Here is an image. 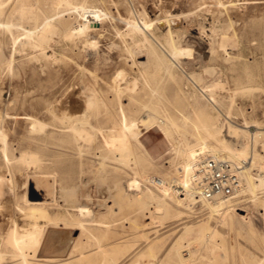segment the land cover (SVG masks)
Returning <instances> with one entry per match:
<instances>
[{"label":"rangeland","instance_id":"374dc122","mask_svg":"<svg viewBox=\"0 0 264 264\" xmlns=\"http://www.w3.org/2000/svg\"><path fill=\"white\" fill-rule=\"evenodd\" d=\"M56 1L0 0L4 11L0 14V111L6 100L19 96L25 100L19 113L27 112L43 125L33 129L30 120L20 119L6 124L7 141L17 159L21 149L42 157L40 168L18 165L16 199L20 201H15L23 205L21 197L29 195L30 185L34 186L30 181L39 180L35 176L45 175L49 183H54L52 196L43 182L38 188L53 197L49 212L59 224L74 223L78 227L79 245L72 261L79 259L81 264H264V182L256 181L253 194L240 196L234 207L219 214L211 213L202 202L191 210L176 206L178 191L171 188L168 197L172 201L162 202L155 220L153 209H142L136 202L143 191L154 187L151 180L141 182L138 189L130 190L127 185L132 177L142 174V161L149 167L147 180L151 176L161 180L163 193L165 181L176 180V168L184 162L187 149L196 155L217 145L213 139L203 142L204 133L196 129L200 108L217 122V128L221 127V137L229 145L241 150L248 139L252 148L250 134L264 127V0H237L234 5L217 0H67L69 5L64 2L59 6ZM24 8L32 13L22 14ZM160 13L182 15L177 29L171 31L179 46L189 53L179 58L170 56L164 42L168 35L165 29L150 27L145 31L146 39L143 33L135 38L126 33L127 21L143 26L146 16L154 18ZM48 15L62 17L70 28L82 26L84 33L70 37L59 28L54 41L38 47L45 50L43 57L38 48H22L21 40L24 42L27 31L36 34ZM168 63H172L170 67ZM111 79L114 85L110 88ZM113 87H121L120 93L117 91L120 96L115 95ZM91 93H96L97 99ZM87 95L98 104L94 110L87 109L89 117L83 108ZM120 107L128 119H137L138 126L129 138L131 154L126 151L118 155L103 139V135L117 133ZM71 109L80 111L79 118L88 122L77 124L70 117ZM166 113L178 123L179 131L169 128ZM65 115L69 121L60 122L67 118ZM228 120L248 127L247 131L229 134ZM73 122L80 129L83 124L91 139L80 138L69 129ZM263 144L264 135L258 138L254 150L262 156L259 165L264 180ZM257 168L252 174H259ZM70 187L80 189H76L78 194L89 190L91 200L79 199L81 196L71 194ZM3 197L4 202L11 201V192L7 190ZM96 204L102 205V210ZM78 206L87 208L88 214H78ZM0 220L1 224L4 217ZM19 223L23 225L24 219ZM202 228L206 232L201 233ZM111 254L116 262L110 260ZM0 264L16 262L7 258Z\"/></svg>","mask_w":264,"mask_h":264},{"label":"bare ground","instance_id":"6f19581e","mask_svg":"<svg viewBox=\"0 0 264 264\" xmlns=\"http://www.w3.org/2000/svg\"><path fill=\"white\" fill-rule=\"evenodd\" d=\"M123 1H121V2H123ZM203 1L205 2V0H203ZM217 1H218L219 4H223V5H225V4L234 5L237 0H217ZM64 2L67 3L68 1L67 0H58L55 3H56L57 6H59V5L63 4ZM119 2H120V0H119ZM201 2H199V3H201ZM218 3H217V5H218ZM67 4H65V5H67ZM123 4H124V2H123ZM205 5H207V3ZM202 6L204 7V5H202ZM215 8H217V7L215 6ZM81 9H84V7H82ZM29 11H28V9L26 10L25 8L20 10V12L22 14L24 12H29ZM201 11H203V10H201ZM207 11H208V8H207ZM2 12H4L3 8L0 7V14ZM54 14H55V12H54ZM29 15H31V14H29ZM188 15H187V17H188ZM33 16H34L35 19H37L36 15H33ZM55 16H57V15H55ZM55 16L54 15L46 16L44 21L41 22V27L38 29L36 34L33 31H27L26 35H24V36H26L24 38L25 39L24 42H22V40H21L22 48L26 49L28 47V48H33L34 49V48L41 47L44 43L48 44L49 42L54 41V40H52V38H54L53 35L56 33V30H58L59 28L63 31V33H65V36H70L71 37V36H75L76 35V37L78 38L79 34L84 33V28L82 26H75L73 28L72 27L70 28V25H67L68 23H67L66 20L62 19V17H59V18H61V19H59L58 17H55ZM143 16H145V15H143ZM181 18H182L181 14H176V13L171 14V13H169L167 15H163V14L160 13V14L156 15L154 18H149L148 16H146L144 21H143V26L138 24V21L137 22H135V21H127L128 22L127 24L129 26V30L126 33H129L128 35H131L132 38H135V37L141 35V33H143L145 35V39H146V35H148V34H146L147 32L145 33V31L149 30L150 27L155 26L156 29H158V30H164L165 29L168 32V35L165 36V41H164L166 43L165 45L167 47V51L170 54V56H173L174 58H177V57L179 58V55H183V54L189 53V50L184 48V46H182L183 48L179 46V43H177V41L175 39L176 38L175 37L176 36L175 33L173 34L172 31H171L172 29H177V26L180 24L179 21L181 20ZM142 19H143V17H142ZM69 24H71V23H69ZM4 26L5 25H3V27ZM125 29H126V27H125ZM34 30H36V29H34ZM124 35L127 36L126 34H124ZM124 35L122 34V36H124ZM65 36H64V38H65ZM18 38H17V40H18ZM26 38H27V40H26ZM71 39H74V38H71ZM151 39H154V38H151ZM151 39L149 38V40H151ZM91 42L92 41H90V43ZM94 43H96V42H94ZM137 43H138V41H137ZM92 45L95 46L94 44H92ZM125 45H127V44H125ZM91 46H89V47H91ZM129 47H128V50H129ZM41 48H44V47L42 46ZM40 51H41L40 53H42V56H43L45 50H44V52L42 50H40ZM38 56H41V55H38ZM165 58H166V56H165ZM45 61L47 62V60H45ZM60 62H61V60H60ZM9 65H10V62H9ZM170 65L168 63L167 67H170ZM9 71H10V68H9ZM119 73H121V72L119 71ZM93 74L94 73H92L91 76H93ZM118 75H120V74H118ZM94 76H96V74ZM111 77L113 78L112 75H111ZM77 78L78 77H76V80H77ZM114 78H115V76H114ZM95 79H94V81H95ZM80 80H81V78H80ZM111 81L114 82V80L113 79L110 80V88H111V84H112ZM100 82H101V78H100ZM102 82H104V79H103ZM130 82H132V81H130ZM132 84H133V82H132ZM217 84H218V82H217ZM112 85H114V83ZM115 85H116V83H115ZM219 85H221V84H219ZM194 87H191V88H194ZM115 88H116L115 92L117 93V94L115 93V95L120 96V94H118V92L120 93V88L121 87L120 88L119 87H113L112 89H115ZM127 88H128V86H127ZM130 88H131L130 90H133L132 89V85L130 86ZM70 89L71 88H69L68 91ZM124 89L125 88H123L122 92L125 91ZM94 92H95V90H94ZM128 93H130V92H128ZM94 94H95V98H96V93H93V94L91 93L90 95L94 96ZM66 96H69V95L66 94ZM0 97H1V95H0ZM16 97H13V99L10 100V101L6 100L7 102L5 101V108H3L0 111V148H1L0 149V153H1L0 154L1 155V158H0V217H4L3 222L0 224V263L2 261H4L5 259L9 258L12 262H16V264H81L79 259L77 261H75V260L72 261V258L74 257V253L77 251V248H78V245H79L80 233L78 232V227L74 223H64L62 225L59 224L56 221V218L54 216H52L51 213L49 212V204H50L51 201H54V200H53V197L51 198L50 196H48V194L51 195V196H52V194H54L53 193V191L55 189L54 186H53L54 183L53 184L49 183L48 182L49 180H46L47 178H44V177H46L45 175H44V177H42V175L35 176V177H39V180H37L35 182H34V180L30 181V183H33L34 186L32 187L30 185V194L29 195H27V194H26L27 196L23 195V196H25L24 198L21 197V201H24L23 205H20V203L15 201V200L20 201L18 198L16 199V196L18 197L17 191H16V189L18 187V180H17V176H16V170H19L18 167L20 165L23 166L24 164H25V167H28V166L30 167V165L33 164V166L35 165L36 167L40 168L41 167L40 162L42 160V157H40V155L38 156L36 154L37 152H35V151H30L29 149H27V150L21 149L20 150V156L17 159L16 156L13 155L14 151H13V149L11 147H9V143L7 141V132L5 131L6 130L5 129L6 124L9 121H11V120L13 121V120H19L20 119V120H26V121L30 120L31 121V127L33 129L36 126H37V128H39L38 127L39 125L43 126L42 123H40V124L38 123V120L35 119L36 118L35 116H34L35 118H33V116H30L27 112L26 113L25 112L19 113V110L24 108L25 100L18 99L19 96L17 98ZM91 97L92 96L85 97L87 99V100H84L86 103L83 102V100H82V102L85 104V105L83 104L84 105L83 108H86L84 110H87V109H90V108H93V110H94L95 105L97 103L94 104L93 99ZM88 98H90V99L88 100ZM193 99L195 100V102H198V96L196 97L195 94L193 95ZM99 100H97V101H99ZM59 102L61 103V101H59ZM70 102L73 103L74 102L73 99H71ZM57 105H58V103H57ZM92 105H93V107H92ZM88 111L89 110L86 111V114H87ZM53 112L54 111H52V113ZM79 112L80 111H76L75 109H71L70 110L71 119L74 118V121H77V124H78V121H81L83 124H86L89 119L88 120L84 119V121H83V117H81V119H82L81 120L79 118V116H78ZM119 113H120V120L121 121L119 122V128L117 130V133L116 134H111L110 136L103 135L104 143H105V145L107 147L111 148V150L117 152L118 155L119 154H124L126 151H128L131 154V147L129 145V141H130L129 138H130V135H131L132 131H134L136 129L137 119L136 120L135 119H128L127 114L125 113L123 107H120ZM88 114H87V116H88ZM197 115L199 117H201V120H200V124L197 125L196 129L198 131H202L204 133L203 142L206 141L207 139H213L215 141V143H217V145L211 147L208 150H204L202 152H199L196 155H193L192 152L189 149H187L185 154H184V158H183L184 162L181 164V166L176 168V171L178 173L176 180L175 181H170V182L165 181L164 187H166V191L163 192V193L160 190V188H161L160 181L161 180L156 179L157 181H155V179L151 178L152 176L149 177V179L147 180V177L149 176V174H148L149 173L148 172L149 171V167L145 166L142 161L140 162V164H142L141 165V167H142L141 169L143 171L142 174L140 176H138V177L137 176L134 177V178L132 177V180H129L127 182V185H128L130 190L140 188L141 182H147V181L151 180V183L154 184L153 188H147L146 191H143L141 193V195H139L137 197V200H136V202L140 204L139 206L142 209H148V208L153 209V211H152L153 212V214H152L153 216L152 217H153L154 220L158 217L157 214L161 212V208H163L162 202L165 199L166 200H171L168 197L169 196L168 195V193H169L168 191L171 188H175L178 191L176 197H178L179 201L177 202L176 206L183 207L185 209H190L191 210L193 208V205L197 204L198 202H202V203H204L207 206V208L211 211V213H218L219 214L221 212H226L227 209H229V208L234 207L235 206L234 201L237 200L238 198H240V196H243L245 194H253V192L255 191L256 186H258L257 183L255 184L256 181L257 182L259 181V183H263L264 182L263 178L261 177L263 175V169H262L263 167L261 165H259L260 164L259 160L262 158V156L257 151H255L256 149L254 150V146H255V143L258 142V138L262 137V135H264V127L263 128H258V129H256L255 132L250 134L251 135V140H252V143H253L252 144V148L250 147L251 143H249V141L247 139V142H246L247 144H245V147L243 149L239 150V149L235 148V146L233 147V146L229 145L228 142L223 137H221L222 136L221 132H223V131H222V129H220L221 127L217 128V122L211 117V115L209 113H207L204 109L200 108V110L197 112ZM57 116H58V114H57ZM57 116L55 115V117H57ZM87 116H86V118H87ZM164 117L167 119V121H169L168 122L169 128H172L173 131L176 132L178 130V128H179V125L175 121V119H173L167 113L164 114ZM58 118L60 119L59 116H58ZM59 119H57V120L59 121ZM67 119H68V117L66 119H64V117H63L60 120V122L63 123V120H65V122H66ZM73 123L71 124L69 129L72 128L76 132L77 136H79L80 138H83V139L90 138L91 139V133L84 128L83 124H81L82 128L80 129V128H77L76 122L74 124ZM226 123H227V125H226L227 126V130L226 131L229 134L236 135V134H239L241 132H244V131L246 132L247 131V130H245L246 127L241 126V125H236L235 123H233L230 120H228ZM43 124H45V123L43 122ZM41 128L43 129L44 127H41ZM110 129H112V128H110ZM112 140H114V142H111ZM259 146H262V145H259ZM263 148H264V144H263L262 149ZM258 150H260V149H258ZM206 157L227 160V161L232 162L233 164H237V165H241L242 164V166H241V170H242L241 171V180H242L243 183H242V187H241V190H240L239 194L237 195L236 198H234V200L231 199V200H219V201H216V202H209V201H201V200H199L197 198L198 191L196 189L195 184L193 183L194 182L193 181V171H194L196 165L198 164V162L200 160H202L203 158H206ZM123 160L124 159L122 157V161ZM22 163H23V165H22ZM253 168H257L258 169L259 174L256 175V173H254L256 175V177H255L254 174H252V169ZM19 172H21V171H19ZM173 172H175V171H173ZM136 174H138V173H136ZM26 181H28V180H26ZM40 182H43V184L45 186V189L48 192V194L41 193V191H40L41 189L38 188ZM85 187H86V185H85ZM70 188L72 189V193L71 194L76 195V197L77 196H81V198H79V199H82L84 201L91 200V199H89V197H90L89 193H87L89 190H87V192H86V190L82 191L81 193L79 192V194H78V192L76 191L77 187H76V189H75V187L74 188L70 187ZM73 189H75V190H73ZM7 190H9L11 192V201L4 202L3 201L4 200L3 196H4V194H5V192ZM77 190L79 191L80 189H77ZM141 190H143V189H141ZM106 191H107V189H106ZM106 194H107V192H106ZM161 194H162V196H161ZM108 197L109 196L107 195V198ZM103 203H104V201H103ZM95 206H96V208L100 207L99 208V210H100L102 205L101 206L99 205L97 207V204H96ZM86 209L81 207V206H78V208H77L78 214L79 213H84V214L87 213L88 214L89 211L87 212ZM236 210L243 211L242 208H236ZM149 213H150V210H149ZM89 214H91V213H89ZM208 214H210V213H208ZM208 216H210V215H208ZM240 216L244 217V215H242V214ZM20 218L24 219V221H25V223L23 225H21L19 223V219ZM98 220L102 221V219H98ZM40 222H44V224L41 225ZM207 227H208V225L206 226V229H207ZM49 229H62V230H70V231L77 232L76 237L73 238V240H72V242H71V244H70V246H69V248H68V250H67V252H66V254L64 256H47V255L41 254L40 250L42 248V244L44 242L45 236H46L47 231ZM206 229H203V231L201 233L206 232ZM209 233H211V231H209ZM202 236L205 237L204 234ZM209 236H210V234H209ZM103 255L104 256H103L102 259L106 260V258H105L106 254H103ZM114 257H115L114 254L113 255L111 254V256L109 255L110 260H114L115 261ZM148 258H147V260H148ZM106 262H107V260H106Z\"/></svg>","mask_w":264,"mask_h":264},{"label":"built area","instance_id":"2783aa9c","mask_svg":"<svg viewBox=\"0 0 264 264\" xmlns=\"http://www.w3.org/2000/svg\"><path fill=\"white\" fill-rule=\"evenodd\" d=\"M241 165L227 160L203 158L193 171V183L201 201L216 202L237 197L242 187Z\"/></svg>","mask_w":264,"mask_h":264},{"label":"water","instance_id":"95a60500","mask_svg":"<svg viewBox=\"0 0 264 264\" xmlns=\"http://www.w3.org/2000/svg\"><path fill=\"white\" fill-rule=\"evenodd\" d=\"M77 232L62 229H49L41 248V254L64 256Z\"/></svg>","mask_w":264,"mask_h":264}]
</instances>
